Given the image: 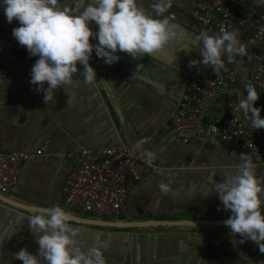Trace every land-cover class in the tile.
Returning <instances> with one entry per match:
<instances>
[{"label": "crops", "instance_id": "1", "mask_svg": "<svg viewBox=\"0 0 264 264\" xmlns=\"http://www.w3.org/2000/svg\"><path fill=\"white\" fill-rule=\"evenodd\" d=\"M200 0H172L170 24L175 36L154 56L133 58L117 52L119 60L108 65L105 76L96 72V82L84 84L77 64L73 81L58 87L54 101L43 102V92L30 84L36 57L21 56L6 78L4 63L18 24L6 21L0 8V150L34 154L20 170L18 183L3 198L35 209L62 208V186L73 168L69 153L120 143L151 151L158 168L136 183L120 221L125 223L224 221L231 214L220 206L214 192L203 196L212 182H222L241 163L210 144H183L173 135V112L183 98L186 84L207 75L209 66L200 61L198 35L186 29L182 20ZM89 0H63L70 10L82 11ZM153 0H139L152 13ZM93 31L96 26L91 24ZM239 39L248 46L250 31L236 24ZM228 67L243 76L254 73L253 63L232 61ZM45 87L47 84L45 83ZM69 98V103L67 100ZM206 117L221 122L227 117L221 100L210 101ZM42 150L40 155H36ZM264 178V149L253 162ZM168 185L163 193L159 184ZM218 206L221 210H217ZM37 211L16 207L0 198V264H22L14 254L21 248L36 254L38 245L27 218ZM92 220V217L77 216ZM107 221V220H102ZM78 231L75 238L84 250L99 235L105 264H264V253L251 241L233 244L235 236L225 225H159L103 227L70 221ZM240 237L237 235L236 240Z\"/></svg>", "mask_w": 264, "mask_h": 264}, {"label": "clouds", "instance_id": "2", "mask_svg": "<svg viewBox=\"0 0 264 264\" xmlns=\"http://www.w3.org/2000/svg\"><path fill=\"white\" fill-rule=\"evenodd\" d=\"M171 7L172 0H153V15L139 6V0H89L77 12L64 5L63 0H0L6 21L11 24L15 20L18 24L12 29V37L30 57H36L29 82L35 85L36 92H43L45 104L54 101L58 87L73 81L77 64L82 66L80 77L84 84L96 82V72L89 64L93 53L104 64L112 65L119 60L117 52L136 58L161 51L175 36L174 25L170 24ZM93 22L95 31L91 27ZM197 39L201 60L190 61L189 68L199 63L219 71L224 67L222 53L228 62H232L234 55L245 54V44L236 29L225 28L218 35L201 32ZM245 91L237 108L250 117L254 129H264L261 109L254 107L259 95L251 85H246ZM145 143L146 138H142L134 148L140 149ZM140 155L147 163L153 160L151 151H141ZM240 155L242 162L236 171L225 174L222 182L213 181L203 196L214 192L222 209L230 211L223 224L230 236H235L233 244L251 241L264 253V178L257 174L247 154ZM158 187L163 193L169 190L164 183ZM71 220L59 206L38 209L27 218L37 252L34 255L21 248L14 259L22 264H105L102 249L106 243L97 235L91 246L82 249L75 239L78 231L70 226Z\"/></svg>", "mask_w": 264, "mask_h": 264}, {"label": "built area", "instance_id": "3", "mask_svg": "<svg viewBox=\"0 0 264 264\" xmlns=\"http://www.w3.org/2000/svg\"><path fill=\"white\" fill-rule=\"evenodd\" d=\"M234 23L250 31L245 54L234 55L232 61L253 63L254 73L243 76L228 67L213 71L186 84L183 98L173 112V135L183 144H210L229 157L241 161V153L254 162L264 149V129H254L237 104L246 95L245 86L257 91L254 107L261 109L264 118V0H200L192 3L191 12L182 25L199 36L201 32L218 35ZM93 42L94 41H90ZM25 48L13 40L4 63L6 78L25 53ZM89 64L100 77L105 76L108 65L93 53ZM221 100L227 117L211 121L206 117L210 101ZM130 143L96 149L82 148L69 153L73 168L62 186V209L73 216L92 217L107 221H120L129 192L146 175L158 168L157 159L147 163ZM38 150L36 155H40ZM34 154L27 151L0 150V194L7 195L17 185L20 170Z\"/></svg>", "mask_w": 264, "mask_h": 264}, {"label": "water", "instance_id": "4", "mask_svg": "<svg viewBox=\"0 0 264 264\" xmlns=\"http://www.w3.org/2000/svg\"><path fill=\"white\" fill-rule=\"evenodd\" d=\"M0 198L7 201L8 203L30 211H38V209L28 207L26 205H23L21 203H17L15 201H11L8 199L3 198L0 195ZM70 215V214H69ZM72 217L73 222L81 223V224H88V225H96V226H103V227H137V226H159V225H183V224H194V225H203V224H214V225H224L223 221H188V222H179V223H172V222H160V221H153V222H147V223H125V222H109V221H102V220H92L87 218H81L77 216L70 215Z\"/></svg>", "mask_w": 264, "mask_h": 264}]
</instances>
